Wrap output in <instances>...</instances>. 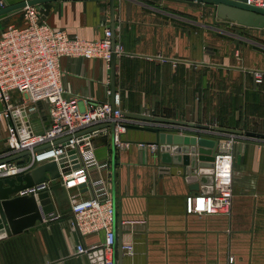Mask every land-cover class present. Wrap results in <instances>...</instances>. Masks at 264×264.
Segmentation results:
<instances>
[{
	"label": "crops",
	"instance_id": "1",
	"mask_svg": "<svg viewBox=\"0 0 264 264\" xmlns=\"http://www.w3.org/2000/svg\"><path fill=\"white\" fill-rule=\"evenodd\" d=\"M146 1L171 0H115L114 37L123 53L114 68L102 59L60 60L64 96L78 98L82 109L92 102H113L108 91L114 70L124 112L185 124L215 123L257 136L233 145L231 212L197 215L186 212L185 200L203 191L186 180L182 164L162 160L156 133L129 127L113 149L110 124L95 146L98 159L109 162L103 176L115 197L116 264H264V138L256 140L264 135V51L242 46L218 56L216 41L206 46L193 38L186 43L183 30L170 40V26L153 22ZM35 5L51 26L84 39H99L106 27L112 28L110 0ZM11 24L26 21L19 13L8 15L0 19V32ZM256 71L262 73L260 82ZM36 106L31 122L35 131H44L50 125L49 104ZM7 152V124L1 121L0 156ZM68 207L64 203L55 216L44 215L16 233L0 230V264H99L92 254L100 251L104 232L79 233ZM126 243L134 244V254L124 251Z\"/></svg>",
	"mask_w": 264,
	"mask_h": 264
},
{
	"label": "built area",
	"instance_id": "2",
	"mask_svg": "<svg viewBox=\"0 0 264 264\" xmlns=\"http://www.w3.org/2000/svg\"><path fill=\"white\" fill-rule=\"evenodd\" d=\"M234 1L264 9V0ZM5 6L6 0H0V8ZM17 13L26 24H11L2 27L0 32V101L3 105L0 122L7 124L8 146V152L0 156V179L18 177L40 164L57 162L61 171L59 180L67 190L73 189L69 191V198L75 228L83 235L104 232L102 253L97 255V261L116 264L115 202L110 182L103 176L109 162L98 159L95 139L112 124L115 142L121 144V133L130 125H144V122L124 115L118 92L113 102H92L87 109L80 107L78 98H66L60 60L63 57L102 59L109 66L113 55L122 54L123 49L116 42L113 45L114 32L110 27L105 28L101 38L89 40L51 26L36 5H26ZM255 74L260 82L262 73L256 71ZM108 92L112 94L111 90ZM39 101L49 104L50 125L44 131H35L31 122ZM164 127L176 134L217 139L211 174L213 191L187 195L185 209L188 214H229L233 203V145L250 137L176 123ZM23 152L28 154L12 159ZM49 184V181L34 184L18 194L38 196ZM123 249L130 255L135 252L133 243L124 244ZM84 250L81 248L82 252ZM233 260L234 257H230V262Z\"/></svg>",
	"mask_w": 264,
	"mask_h": 264
},
{
	"label": "water",
	"instance_id": "3",
	"mask_svg": "<svg viewBox=\"0 0 264 264\" xmlns=\"http://www.w3.org/2000/svg\"><path fill=\"white\" fill-rule=\"evenodd\" d=\"M51 0H21L17 3H9L6 0V6L0 8V19L10 14L17 13L26 5H35ZM190 2L203 3L214 9L215 22L216 17L222 20L233 21L242 27H250L256 29H264V9L247 5L243 2L234 0H183ZM112 29L115 28V0H110ZM115 35V32H114ZM113 36V45L115 44ZM116 54L112 57V65L114 68L116 62ZM112 95L116 93L115 71L113 70ZM129 118L139 120H150L164 123H176L179 125L197 126L199 128H212L217 131L227 132L237 135L245 134L249 137H256V133H242L240 129L226 127H211L207 124H194L185 122L154 118L151 115L136 114L124 112ZM159 124V123H157ZM129 127L156 133V145H160L162 152V160L164 162H174L182 164L185 167L186 180L191 184L195 183V189L201 187L203 192H212L213 187V166L217 149V139L210 137H197L195 135H182L169 132L164 126L160 125H130ZM113 149L116 148L115 128L113 126ZM258 137L264 138L260 134ZM171 153L173 154L171 156ZM28 152L20 153L12 159H16L27 155ZM181 156V157H180ZM115 165V159H113ZM61 162V161H60ZM63 166V165H61ZM49 173L50 175H48ZM60 167L57 162L51 161L40 164L31 172L24 175L0 179V230H4L9 234L21 231L25 227L32 226L35 220H41L44 215L55 216L56 207H62L64 203L68 204L66 211H71L69 191L67 190L60 178ZM49 181V186L41 189L38 196L34 194L19 195L18 192L26 187ZM7 184V186H5ZM201 185V186H200ZM115 198V197H114ZM116 208V207H115ZM25 217H30L28 221H23ZM32 218V219H31ZM22 221V222H21ZM116 223V213H115ZM102 251L95 252L92 256L101 255ZM102 261V257L99 259ZM102 264V262H101Z\"/></svg>",
	"mask_w": 264,
	"mask_h": 264
},
{
	"label": "rangeland",
	"instance_id": "4",
	"mask_svg": "<svg viewBox=\"0 0 264 264\" xmlns=\"http://www.w3.org/2000/svg\"><path fill=\"white\" fill-rule=\"evenodd\" d=\"M146 3L148 5L145 6L152 12L154 23L163 20V23L170 26L168 33L170 40L177 30H183L186 43L193 38H201L202 44L206 42V46L209 41H216L214 45H217L218 56H225L231 50L236 51L237 47L242 46L264 51V29L242 27L236 22L222 20L219 17H216L217 22H215L214 9L211 6L197 2L172 0L146 1ZM158 9L162 10L155 11Z\"/></svg>",
	"mask_w": 264,
	"mask_h": 264
}]
</instances>
